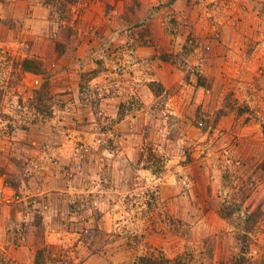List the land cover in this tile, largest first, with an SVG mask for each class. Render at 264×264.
I'll return each mask as SVG.
<instances>
[{
    "label": "rangeland",
    "instance_id": "374dc122",
    "mask_svg": "<svg viewBox=\"0 0 264 264\" xmlns=\"http://www.w3.org/2000/svg\"><path fill=\"white\" fill-rule=\"evenodd\" d=\"M0 186V264H264V0H0Z\"/></svg>",
    "mask_w": 264,
    "mask_h": 264
},
{
    "label": "built area",
    "instance_id": "2783aa9c",
    "mask_svg": "<svg viewBox=\"0 0 264 264\" xmlns=\"http://www.w3.org/2000/svg\"><path fill=\"white\" fill-rule=\"evenodd\" d=\"M20 200L21 197L17 192L5 186H0V210L17 204Z\"/></svg>",
    "mask_w": 264,
    "mask_h": 264
},
{
    "label": "trees",
    "instance_id": "16d2710c",
    "mask_svg": "<svg viewBox=\"0 0 264 264\" xmlns=\"http://www.w3.org/2000/svg\"><path fill=\"white\" fill-rule=\"evenodd\" d=\"M42 69V63L39 60L25 59L22 62L21 71L33 74H39ZM162 264H175V261L164 259ZM178 264H182L180 261Z\"/></svg>",
    "mask_w": 264,
    "mask_h": 264
},
{
    "label": "crops",
    "instance_id": "0c3cea01",
    "mask_svg": "<svg viewBox=\"0 0 264 264\" xmlns=\"http://www.w3.org/2000/svg\"><path fill=\"white\" fill-rule=\"evenodd\" d=\"M68 123H70V124H71V123H72V121H70V120L68 119ZM116 176H117V175H116Z\"/></svg>",
    "mask_w": 264,
    "mask_h": 264
}]
</instances>
